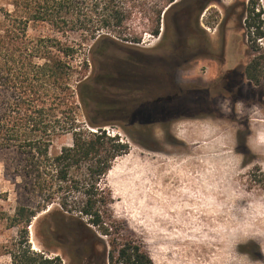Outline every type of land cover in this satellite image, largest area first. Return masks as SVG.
I'll list each match as a JSON object with an SVG mask.
<instances>
[{"label":"rangeland","instance_id":"rangeland-1","mask_svg":"<svg viewBox=\"0 0 264 264\" xmlns=\"http://www.w3.org/2000/svg\"><path fill=\"white\" fill-rule=\"evenodd\" d=\"M140 1L145 3V7L133 11L124 25L128 40L115 39L118 44L110 51L111 54H124L121 45L158 54L152 49L161 40L164 45L170 42L191 46L187 3L175 12L180 19L179 24L172 28L168 37H162V23L158 34H152L156 28L157 14L153 7L156 0ZM2 2L11 9V0ZM209 7L201 22L206 28L204 31L211 45L209 53L212 59L195 58L172 73L163 90L149 94L161 98L156 104L143 108L141 102L134 104L133 101L125 109L109 108L104 100L119 101L121 92H113L116 89L113 87L103 95L94 81L89 84L97 92L95 102L88 104L87 112L81 107L76 110L80 125L95 130L87 124V117L96 123L108 119L110 124L102 126V129L129 143V150L114 159L102 184L110 189V210L114 217L123 221L143 243L153 264H232L233 241L230 238L221 240L214 229L222 223L230 224V216L242 215L240 209L245 206L247 198H236L234 193L242 190L250 193L251 198L264 196V151H254L249 146L254 130L264 128V116L255 120L238 118L234 108L235 102L242 100L247 106L255 104L264 109V36L254 40L257 48L252 52L260 60L262 77L258 84L249 81L242 73L251 55L245 50L242 54L238 52L239 43L245 41L243 37L230 36L226 61L219 62L221 47L225 43L224 33L232 32L230 26L238 8H253L254 13L259 9L264 33V0H218ZM214 13L221 20L220 35L215 27L205 24ZM242 20L243 17L241 23ZM53 34L48 25L31 22L25 39L6 37L1 48L0 125L1 143L5 147L0 149V192L5 196L0 207L8 215L14 213L17 204L42 205L44 194L50 190L53 202L38 213L37 217H41L48 209H56L62 197L68 195L63 183L46 189L44 193L29 186V178L25 177L24 171L29 169L31 156L17 146L27 136L25 126L29 125L26 121L31 109H46L49 103L45 80L37 89L39 82L30 80V75H27L48 73L40 69L47 59L32 57L30 50L25 49H30L39 38ZM69 35V40L76 42L77 35ZM253 37L251 32L248 38ZM234 47L236 51H233ZM88 48L89 45L84 43L70 60V73L74 80L92 73V79L98 81L103 72L97 65L98 59L94 62L88 59ZM84 59L87 60V70L80 73ZM109 81L115 83L116 77L111 76ZM30 86L35 88V92L28 90ZM125 88L128 89L126 99L143 95L137 91V85H125ZM225 97H230L233 102L231 115L222 113L216 105L217 100ZM43 114L44 117L45 111ZM71 143L70 133L53 139L49 156ZM218 203L231 204V212L227 216L218 215L215 212ZM46 218V221L50 220ZM256 223L264 226V220ZM30 232L32 248L40 249V241L33 228ZM16 235V228L0 224V244L9 245ZM236 252L247 254L253 264H264V250L255 241L238 244ZM8 262L7 255L0 256V264Z\"/></svg>","mask_w":264,"mask_h":264},{"label":"trees","instance_id":"trees-1","mask_svg":"<svg viewBox=\"0 0 264 264\" xmlns=\"http://www.w3.org/2000/svg\"><path fill=\"white\" fill-rule=\"evenodd\" d=\"M194 4V0H156L153 3L156 28L152 34H158L162 23L163 37H168L179 24L175 12L186 5V19L190 21ZM9 5L11 9L0 0V56L4 39H25L31 22L44 23L54 32L25 49L30 50L32 57L47 59L40 69L48 73L27 75L39 82L37 89L45 80L49 103L46 109H31L26 121L29 125L25 126L27 136L17 145L20 151L31 156L24 175L29 178V186L40 193L63 183L68 195L62 197L56 209H48L41 217H37L38 213L53 202L50 190L44 194L42 205L17 204L12 215L0 207V224L17 229L9 245L0 244V256L7 255L8 264H153L143 243L123 221L114 217L110 210V189L102 184L114 159L129 150V143L102 129L110 124L108 119L96 123L87 117V124L95 130L80 125L76 110L81 107L87 112L88 104L95 102L97 92L89 83L98 81L92 79V73L76 80L70 73V60L84 43L89 45L88 59L94 62L99 53L108 54L117 46L115 39L127 41L124 25L131 13L142 10L145 3L140 0H11ZM249 11L251 16L253 8ZM258 16L250 17L247 26L254 27L256 37L261 38L264 33L259 29L262 21ZM70 33L77 35L76 42L69 40ZM259 64V58L254 59L243 73L255 84L262 77ZM81 68L80 73H85L87 60L84 59ZM28 90L35 92L33 86ZM66 133L71 134V145L62 146L58 153L49 156L53 139ZM2 138L0 125V149L5 147ZM4 196L0 192V201ZM46 217L50 220L46 221ZM30 228L40 241V249L31 246Z\"/></svg>","mask_w":264,"mask_h":264},{"label":"flooded vegetation","instance_id":"flooded-vegetation-1","mask_svg":"<svg viewBox=\"0 0 264 264\" xmlns=\"http://www.w3.org/2000/svg\"><path fill=\"white\" fill-rule=\"evenodd\" d=\"M216 1L218 0H194L195 4L191 9L190 21H188V25L191 31V46H187L185 44L174 45L170 42H168V45H164L162 43L163 40H161V43H159L155 48L152 49L154 52H159L158 54L152 53L149 50H142L134 47H126L125 49H123L125 50V52L122 55L99 53L95 59H98L99 63L97 65L103 71L101 76H99L97 82L100 93L106 95L108 90L115 87L116 89H114L113 92L120 91L121 93H118H120L123 99L122 100L120 98L121 100L115 102H108L104 100V103L109 104V108H114V106H116L117 108L121 109H125L129 106V103H133V101L135 102L134 104H140L141 102V106L143 108L148 107V105L150 104H156L157 100H161V98L151 97L149 94L151 92L155 93L157 91H160L161 89L163 90L165 88V85L167 84L166 79L172 77V73L178 71L180 67H183L185 64L190 63L195 58L212 59L209 53L211 45H209L208 43V37L206 36L204 31V29L206 28L203 27L201 18L202 16H204V13L210 8V4L215 3ZM249 10L248 8L246 10L245 7L241 10L240 8H238L237 13L233 14L234 21L230 26V28H233V30L232 32L228 31L224 33L225 43H223L221 47V58L219 59V62L226 61L227 43H229L231 35H237L238 37L240 36V38L243 37L242 40L244 39L245 41L244 43H239L240 48H238V52L242 54L245 50L246 54L251 55L249 56V61L247 62V64L242 68V73H244L246 66L251 61H253L254 59H258L255 55H252V52H254L257 48L254 40L260 38L256 37L254 27L248 28L247 22L250 20V17H253L255 14H259V19L260 10L258 9L256 13H254L253 11L251 16L249 15ZM241 15L243 17L242 23ZM220 21L221 20L219 19L217 13H214L211 15L209 20L205 21V24H207L208 27H215L214 29H217V34L219 33L220 35ZM259 29L263 31L262 27H259ZM251 32L253 33L254 37L252 39H249L248 35ZM236 39L238 40V38ZM239 41L241 40H238V42ZM249 42H252L251 45L248 44ZM236 43H234L235 47H237ZM241 44L243 45V49ZM166 47L168 50L167 53ZM235 47L233 51H236ZM111 76L116 77V84L109 81ZM125 85H137V91L140 90V92H142V97H128L126 99V96H128V89H124ZM138 99L141 100L138 101ZM149 100L151 101L149 102Z\"/></svg>","mask_w":264,"mask_h":264},{"label":"clouds","instance_id":"clouds-1","mask_svg":"<svg viewBox=\"0 0 264 264\" xmlns=\"http://www.w3.org/2000/svg\"><path fill=\"white\" fill-rule=\"evenodd\" d=\"M216 105L222 113L231 115L233 102L230 97H225L223 100H217ZM247 107V112L245 108ZM235 114L238 118L247 117L250 120H255L257 117L264 116V109L258 105L247 106L244 101H236L234 104ZM249 146L252 150L264 151V128L254 130V135L249 138ZM236 198L245 199V206L241 207V216L232 215L229 217L230 224H221L216 231L221 240L230 238L232 243L231 256L232 264H253V261L247 254H239L236 252L238 244L247 243L249 240L255 241L259 247L264 250V226H257L258 220H264V196L251 198L250 193L238 191L233 194ZM232 210V205L218 203L215 206V212L221 216H227Z\"/></svg>","mask_w":264,"mask_h":264},{"label":"built area","instance_id":"built-area-1","mask_svg":"<svg viewBox=\"0 0 264 264\" xmlns=\"http://www.w3.org/2000/svg\"><path fill=\"white\" fill-rule=\"evenodd\" d=\"M106 132H107L108 135H110V133H109V131L107 129H106ZM113 135H114V133L112 132L110 136H113Z\"/></svg>","mask_w":264,"mask_h":264},{"label":"water","instance_id":"water-1","mask_svg":"<svg viewBox=\"0 0 264 264\" xmlns=\"http://www.w3.org/2000/svg\"><path fill=\"white\" fill-rule=\"evenodd\" d=\"M35 220V219H34ZM32 235V232H30V236Z\"/></svg>","mask_w":264,"mask_h":264},{"label":"bare ground","instance_id":"bare-ground-1","mask_svg":"<svg viewBox=\"0 0 264 264\" xmlns=\"http://www.w3.org/2000/svg\"><path fill=\"white\" fill-rule=\"evenodd\" d=\"M33 238V237H32Z\"/></svg>","mask_w":264,"mask_h":264}]
</instances>
